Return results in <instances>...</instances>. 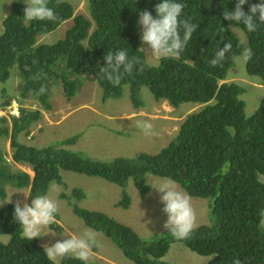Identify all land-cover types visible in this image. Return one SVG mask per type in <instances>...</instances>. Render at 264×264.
Masks as SVG:
<instances>
[{
	"label": "trees",
	"instance_id": "16d2710c",
	"mask_svg": "<svg viewBox=\"0 0 264 264\" xmlns=\"http://www.w3.org/2000/svg\"><path fill=\"white\" fill-rule=\"evenodd\" d=\"M159 2L88 0V16L73 18L70 3L49 0L57 19L31 22L23 17V4L13 3L0 35V85H5L17 71L22 81L20 97L35 99L45 111L52 109V85H60L70 101L88 80L100 87L103 100L120 98L128 86L135 108L142 104L141 87L148 89L155 102L165 101L175 109L185 103L204 106L185 118L175 138L158 153L111 161L94 160L71 149L77 136L43 147L22 144L20 137H29L41 119L40 110L20 107L18 116H9L10 127L8 118L0 116V139L9 136L13 163L30 167L34 174L31 178L12 167L0 151V203L6 198V188L28 190L31 203L32 198L46 195L53 183L65 188L61 172H71L118 186L122 190L119 204L127 207L130 198L125 189L129 181L145 195L149 188L147 175L167 178L187 194L210 202L209 226L195 228L185 240L174 239L166 229L141 237L105 213L72 202L71 199H84L79 188L72 189L70 195L62 192L60 197L87 228L104 235L134 264H169L164 257L175 243L209 258L207 264H233L236 259L241 264H264V184L260 181V176H264V98L247 116L248 85L238 81L221 83L233 75L230 72L242 50L251 48L252 58L245 63L246 77L264 85V24L255 32H247L243 24L224 20L223 12L232 11L237 0H177L185 5L180 19L198 24L197 30L179 59H159L157 64H150L137 29L138 13L147 10L155 18L154 8ZM260 2L247 0L242 9L247 13L250 5ZM71 18L73 24L63 38L54 43L42 41ZM236 29L244 33L243 39ZM226 42L233 47L222 65L210 66L215 51ZM116 50H126L129 58L140 57L144 70L138 71L137 66L133 72L123 73L120 84L113 86L99 67L104 66L105 53ZM38 73L40 78L35 79ZM42 86L45 92L40 94ZM1 93L11 98L6 87ZM33 136L28 139L37 137ZM13 212L12 203L0 207V237L8 238H0V264H82L71 256L59 262L49 259L36 238L23 237ZM56 219H60L58 212ZM50 227L55 232L62 230L56 222Z\"/></svg>",
	"mask_w": 264,
	"mask_h": 264
},
{
	"label": "rangeland",
	"instance_id": "374dc122",
	"mask_svg": "<svg viewBox=\"0 0 264 264\" xmlns=\"http://www.w3.org/2000/svg\"><path fill=\"white\" fill-rule=\"evenodd\" d=\"M73 7V17L78 15L88 16V0H65ZM23 4L24 9L27 5L24 0H0V31L3 32V21L10 13L13 3ZM73 18L65 21L57 30L45 36L42 41L54 43L63 38L66 31L72 26ZM92 30V28H91ZM139 31L142 27L139 25ZM240 38H244L241 31L237 30ZM1 35V34H0ZM143 51L150 64H157V58L153 57L143 44ZM229 81H239L243 84H249L246 78L245 63L241 59H236V65L230 72ZM17 71H14L11 78L0 85V116L8 118L9 116H18L19 108L40 110L41 119L36 124L31 135L37 136L35 139H28V136H21L19 141L27 146L43 147L51 142L61 141L68 137L77 136V143L71 147L95 160L111 161L115 158H133L138 154H155L163 149L171 141V137L177 135L181 123L186 116L196 112L202 106L193 103L181 104L178 109L173 108L167 102H155L147 88L139 89V97L142 102L139 108H135L130 99V89L125 86L123 94L118 99H102V91L93 81H84L75 97L67 101L64 97L60 85H52L49 90V102L52 106L50 111H45L33 98H21L22 81ZM7 88L11 98L8 95H1V89ZM249 89L246 98H252L258 88L253 84L246 87ZM8 101V105H6ZM258 100L255 108H250L246 104V115L251 116L255 109L260 105ZM138 119H147L153 124L154 135L146 137L143 132L136 127ZM11 122L9 120V127ZM39 132V133H38ZM33 136V138L35 137ZM13 148L9 136L0 139V151L8 164L20 169L33 178V172L26 165L13 163ZM63 177L62 191L59 194L48 189L46 195L55 199L58 203L59 223L62 230L55 232L50 225L40 230V237H36L41 246L51 245L57 241H62L71 234L83 235L87 228L81 219L76 217L67 204L62 199L61 193L70 195L72 189L79 188L84 193V199L76 202L80 207L91 210L101 211L114 220L132 227L141 237H149L153 234L162 232L165 228L164 223L167 217H164L159 209V193L153 187L167 179H160L152 176L147 177V183L150 186V192L142 198L131 182L128 183L127 193L130 196V207L127 209L119 204L121 188L111 184L101 178L87 177L84 175L61 172ZM260 181L264 184V176H260ZM177 185V184H176ZM178 189L181 188L177 185ZM6 198L0 203V207L6 203L16 204L20 202L30 204L28 200V190H17L6 188ZM11 202H6L7 200ZM201 199L191 198L192 206L196 213V225L210 224L211 215L207 212V202L202 203ZM57 221V220H56ZM264 228V217L262 220ZM196 227V228H197ZM97 238L96 252L93 251L88 262L95 264H134L126 258L122 251L115 246L109 239L101 233L95 232ZM2 241H7V236H1ZM57 258L54 262H59ZM169 264H207L209 258L199 256L190 251L180 243L172 244L169 252L164 257Z\"/></svg>",
	"mask_w": 264,
	"mask_h": 264
},
{
	"label": "clouds",
	"instance_id": "9594fccd",
	"mask_svg": "<svg viewBox=\"0 0 264 264\" xmlns=\"http://www.w3.org/2000/svg\"><path fill=\"white\" fill-rule=\"evenodd\" d=\"M246 2L247 0H237L232 11L225 10L223 12V19L237 24H243L247 32H255L260 24H264V0L260 3L250 5L247 13L242 9V5ZM24 3L27 7L24 9L23 17L27 22L34 20L55 21L57 19L53 9L49 7V0H24ZM184 7L185 5L177 2V0H161V2L155 5V18L147 10L138 13L139 19L137 21V29L139 30V25L142 27L140 41L142 45H147V49L153 57L157 59L180 58L187 43L191 40L193 33L198 27V24L180 19ZM237 30L239 29H236V32ZM221 31H224V27H221ZM0 34H2V31H0ZM232 47L233 45L231 42L223 43V47L218 48L215 51L214 58L209 61L210 66L216 67L222 65L226 58V54L231 51ZM252 55L253 52L251 48H244L240 53V59L244 63H247L251 60ZM103 60L104 66L99 67V72L102 73L104 79L109 81L113 86H118L120 84L123 73H131L137 66H139L137 69L138 71L144 70V62L142 59L136 56L129 58L126 50L108 51L105 53ZM40 75L41 74L38 73L34 78L39 79ZM229 80H231V78L224 80L221 83L231 82ZM247 80H249L250 83L246 85L253 84L254 87L258 88L254 96L249 100L250 108H254L258 100L264 98V85L259 82L254 83L249 78H247ZM39 92L40 94H43L45 92V87L42 86ZM253 103H255V106H252ZM197 105L204 106V104ZM136 127L140 129L146 137L154 135L153 124L147 119H138L136 121ZM175 136L176 135L171 137V141ZM148 176L152 175L146 176V183ZM129 182L133 184L132 181ZM176 184L181 188V186L175 181L167 179L161 182L158 187L153 188L159 193V209H161L164 217H167L163 227L174 239L185 240L191 236L192 232L197 227L196 213L191 203V198L195 197L187 194L182 188L179 190ZM147 185L149 186L148 183ZM127 186L125 189L126 192ZM134 188L142 198H145V196L151 191L149 186L148 192L145 195H142L135 186ZM51 190L57 194L62 191L60 185L55 183H53ZM201 200L202 203L207 202V212L209 214L211 212L210 202L206 199ZM6 202L11 201L8 198ZM130 205L131 204L129 203L126 208L129 209ZM57 212L58 203L55 199L50 198L48 195H38L31 199L30 204L24 203L21 205L20 202H17L14 205L13 219L20 225L23 237L27 240H31L40 237L41 228L47 227L55 222L60 225L59 219H56ZM206 226H209V224H206ZM96 244V233L93 230H89L79 236L70 233L67 238L62 241H57L51 245H44L43 251L47 257L52 260L71 256L81 261L82 264H87ZM233 264H241V262L239 259H236L233 261Z\"/></svg>",
	"mask_w": 264,
	"mask_h": 264
}]
</instances>
